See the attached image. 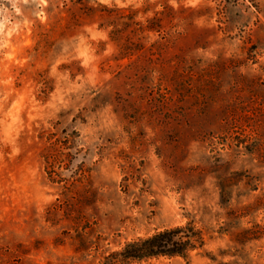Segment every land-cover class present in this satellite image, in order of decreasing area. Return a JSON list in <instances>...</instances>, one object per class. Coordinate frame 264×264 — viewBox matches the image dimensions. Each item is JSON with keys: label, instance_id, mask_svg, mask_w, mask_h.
<instances>
[{"label": "rangeland", "instance_id": "1", "mask_svg": "<svg viewBox=\"0 0 264 264\" xmlns=\"http://www.w3.org/2000/svg\"><path fill=\"white\" fill-rule=\"evenodd\" d=\"M185 226L264 264V0H0V264Z\"/></svg>", "mask_w": 264, "mask_h": 264}, {"label": "trees", "instance_id": "2", "mask_svg": "<svg viewBox=\"0 0 264 264\" xmlns=\"http://www.w3.org/2000/svg\"><path fill=\"white\" fill-rule=\"evenodd\" d=\"M189 226L158 232L150 237L127 243L120 251L103 259V264H131L159 257L187 258L197 248L199 236Z\"/></svg>", "mask_w": 264, "mask_h": 264}]
</instances>
